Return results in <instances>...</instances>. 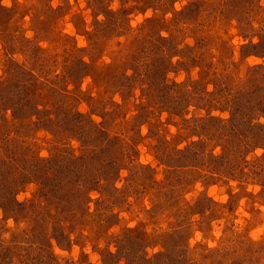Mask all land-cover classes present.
<instances>
[{
	"label": "rangeland",
	"instance_id": "1",
	"mask_svg": "<svg viewBox=\"0 0 264 264\" xmlns=\"http://www.w3.org/2000/svg\"><path fill=\"white\" fill-rule=\"evenodd\" d=\"M245 120L264 0H0V264H264Z\"/></svg>",
	"mask_w": 264,
	"mask_h": 264
},
{
	"label": "trees",
	"instance_id": "2",
	"mask_svg": "<svg viewBox=\"0 0 264 264\" xmlns=\"http://www.w3.org/2000/svg\"><path fill=\"white\" fill-rule=\"evenodd\" d=\"M254 45H256V44H252V46H254ZM20 98L18 97V100H19ZM21 100V99H20ZM254 100V105L260 110V106H259V104H260V100L259 101H256L255 99H253ZM26 102H27V99H26ZM13 111H15V109H13ZM77 115H81V113H77ZM241 124V125H240ZM239 125L240 126H238L239 128H240V132L238 133L239 135H240V140H244L243 139V137L245 138V140H244V142L247 144V142H249V143H252V141H251V136H250V134L249 133H252L253 132V130H256V131H258L257 132V134H258V137L259 138H261V139H264V130H263V128H262V126L261 125H259L257 122L256 123H249V122H247V120H245L244 122H242V123H240ZM237 127V128H238ZM231 131L232 130H236V128L235 127H233V125H232V127H230L229 128ZM249 131V132H248ZM244 135V136H243ZM249 137H248V136ZM250 138V139H249ZM255 139V138H254ZM209 157H211V158H216V155H213V154H209L208 155ZM103 161H105V159L104 158H100V165H99V168H100V170H101V172L102 173H104V172H107V171H105V166L107 165V162L105 163V164H103ZM75 188L77 189V190H81V191H84L85 192V190L87 189V186H84V185H76L75 186ZM84 204V203H83ZM169 238H170V235L169 234H166ZM167 236H166V238H167ZM55 239V238H54ZM32 243H33V246H32V249H34V247H36V244H35V241L34 240H32ZM40 245V246H39ZM39 245H38V249L40 250V251H43L44 249H46V250H48L49 249V247H50V243H49V239L47 238L46 239V241L45 242H43V243H39ZM164 245H165V243H164ZM177 245L175 244V242L173 243V246H172V248H173V250L175 249V247H176ZM163 247H165V249L161 252V253H159V255H165L164 254V252H166L167 251V248H166V245L165 246H163ZM30 249V248H29ZM182 251L183 252H185L184 251V249H182ZM40 255H42V252L40 253ZM178 255V254H177ZM163 258H164V256L161 258V260H162V262H165V260H163ZM32 259H34V255H32ZM143 260H144V262L145 263H147V264H155V262L153 261V260H151V259H149V258H147V257H143ZM159 263V262H158ZM177 263L178 264H193V263H191L190 261H187V259L186 260H182V259H180V260H177ZM159 264H161V263H159Z\"/></svg>",
	"mask_w": 264,
	"mask_h": 264
}]
</instances>
